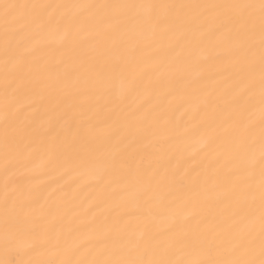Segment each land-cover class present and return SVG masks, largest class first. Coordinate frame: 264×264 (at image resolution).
I'll return each instance as SVG.
<instances>
[{
	"label": "snow or ice",
	"instance_id": "1",
	"mask_svg": "<svg viewBox=\"0 0 264 264\" xmlns=\"http://www.w3.org/2000/svg\"><path fill=\"white\" fill-rule=\"evenodd\" d=\"M0 264H264V0H0Z\"/></svg>",
	"mask_w": 264,
	"mask_h": 264
}]
</instances>
